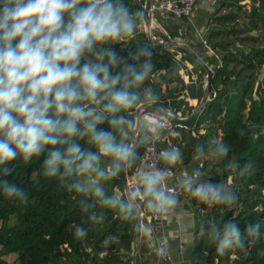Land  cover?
<instances>
[{"label": "clouds", "instance_id": "obj_1", "mask_svg": "<svg viewBox=\"0 0 264 264\" xmlns=\"http://www.w3.org/2000/svg\"><path fill=\"white\" fill-rule=\"evenodd\" d=\"M139 15L125 0H0V192L6 197L28 203L27 192L6 177L12 162L43 157L40 174L79 197L81 214L97 224L105 210L128 222L142 208L154 215L178 208L179 193L168 186L173 167L183 162L176 146L138 168L123 194L106 191L108 181L136 167L139 148L155 149L170 123L159 94L145 86L156 67L153 46L127 56L115 47L135 36ZM229 152L222 139H211L196 145L193 158L224 161ZM226 166L240 168L237 161ZM204 175L201 167L185 171L180 188L209 207L239 203L230 181ZM87 235L83 224L75 227L77 239ZM199 235L224 256L264 238V224L248 222L242 230L234 221H213Z\"/></svg>", "mask_w": 264, "mask_h": 264}, {"label": "trees", "instance_id": "obj_2", "mask_svg": "<svg viewBox=\"0 0 264 264\" xmlns=\"http://www.w3.org/2000/svg\"><path fill=\"white\" fill-rule=\"evenodd\" d=\"M144 1L125 0L130 10H139L138 23L143 21ZM241 1L220 0L219 7L208 23L213 26L209 28L204 43L223 54L221 61L217 59L215 51L212 53L214 55L203 57L204 62L213 70L210 96L188 127L197 135H190L185 147H189L187 153H190L195 150L196 145L207 143L211 139H222L230 146L226 160L209 161L208 164L213 168L207 179L214 182L230 181L233 190L239 195V203L231 207H209L199 203L190 264H264V238L255 243L246 240L243 248L220 256L216 253L215 245L199 235L201 226L207 228L209 222L213 221L221 224L234 221L242 230L248 222L260 221L264 224V35L242 37L241 41L261 44L239 50V54L228 50V43H231L228 35L233 29L225 26L235 21L236 13L232 8ZM223 9L225 11L222 12ZM247 17L253 27L264 30V0H250ZM154 30L152 35L158 40H167L166 35ZM148 44L151 42L146 33L136 31L134 37L115 47L122 55L127 56L132 49ZM152 46L156 67L145 86H152L159 94L160 107L167 109V99H170L169 105L176 114L187 102L175 100L177 95L173 93L167 96L162 91V84L175 80L179 84L177 91L186 88L179 73L183 68L181 63L189 62L192 65L191 71L196 76L197 83L203 81L202 76L206 72L195 56L182 46ZM233 61L241 63V66L238 68ZM255 72L261 73V76L258 77ZM201 96L202 92L196 89L195 98ZM193 108L190 107L185 115H189ZM207 123L212 127L219 123L221 135H218L216 127L215 130L207 127ZM202 129L204 132H200ZM240 129L245 130L243 135L240 134ZM156 145L161 151L168 147L163 141ZM142 149L143 147L139 148V152ZM42 159L43 157L33 158L28 165L19 161L12 162V172L6 179L27 192L28 203L22 205L18 200L8 198L0 192V264H60L59 254H65L69 259L78 258V261L89 260L91 264H131L133 255L129 258L124 256L133 251L134 219L124 222L114 212L105 210L106 218L102 223L92 222L87 215L81 214L79 197L73 199L74 194L60 188L55 178H45L40 174ZM230 161H237L240 168L230 170L226 166ZM246 165L251 167L245 169ZM113 181L117 183L116 188L119 186L122 190L123 183L119 177L113 178ZM101 210L96 206V211ZM81 224L88 229V235L77 239L75 227ZM11 253L17 254V261L8 263L3 256Z\"/></svg>", "mask_w": 264, "mask_h": 264}, {"label": "crops", "instance_id": "obj_3", "mask_svg": "<svg viewBox=\"0 0 264 264\" xmlns=\"http://www.w3.org/2000/svg\"><path fill=\"white\" fill-rule=\"evenodd\" d=\"M219 5L220 0H197L189 19H176L168 13H159L156 18V26L158 27H156V30L159 34L169 35L171 38H180L182 43L172 45L173 47L182 46L185 48L184 45H186L192 49L201 60H203V57L212 55V53H210L212 52V49L209 51L201 45L206 42L209 28L213 26L212 24L210 26L208 23ZM223 11L224 9L222 12ZM185 64L191 69L192 65L189 62H185ZM184 71V68H181L179 73L186 83L187 78L184 76ZM193 77L197 89L196 76L193 74ZM177 88H179V84H177L175 80L162 84V91H165L167 96L171 95L170 93H173L177 95L175 100H184L189 106H192L194 98H190L187 95L186 88L181 91H177ZM184 107L185 104L182 105L181 111ZM182 116L185 117L186 115L183 114ZM177 129L178 130L171 133L170 136L167 135L164 137L166 138V145L168 147H170L171 136L173 146H179V141L174 136L179 135V130L181 131L182 129ZM193 151L194 150H191V153L183 152V162L173 167L172 170L177 175V179H174V182H179L185 171L191 172L192 170H190V166L192 167L193 165H196V161H199L198 165H201V161L203 160H195L193 158ZM132 175L133 170L130 174H127L126 178H129ZM199 203L200 202L196 198L192 197L189 193L184 192V195L179 196L178 208L164 214L160 221L154 222L151 227V232L145 233L143 229L147 225L142 224L140 240V260L142 264H153L156 256L155 241L157 237L162 235L167 236V246L175 264H190L189 256L193 244L194 222ZM133 219L135 230V218ZM130 255L134 256V249L132 253H126L124 257L129 258ZM131 264H134V258L131 261Z\"/></svg>", "mask_w": 264, "mask_h": 264}, {"label": "rangeland", "instance_id": "obj_4", "mask_svg": "<svg viewBox=\"0 0 264 264\" xmlns=\"http://www.w3.org/2000/svg\"><path fill=\"white\" fill-rule=\"evenodd\" d=\"M135 2H140V0H135ZM143 5H144V3H143ZM249 7H250V0H242L238 5L233 7L232 11H234L236 13L235 14L236 16L234 18L235 21L233 22V24H229L228 26H225L226 28L233 29V31L228 35V40H230V42H231V43H228V50H230L231 52H235L236 51L235 52L236 54H239L237 51L245 50L248 46H258V45L261 44V42L255 44V43H252V42L247 43L245 41H241L242 37H244L246 35H250V36H263L264 35V30H260L258 27H253L250 24V22L248 21L247 11H248ZM131 11L134 14L139 12L138 9H134V10L132 9ZM156 18H157V16L153 17L151 31L156 29V27H157L156 26L157 25ZM160 23H161V21H160ZM137 32H140V33L145 32L146 33L145 25H144L143 21H142V23H138ZM161 40H163V39H161ZM176 47L177 46H174V48H176ZM210 47H211V45H210ZM204 48L207 49L205 47V45H204ZM214 51L216 52L215 54L218 57L217 59L219 61H221V57H222L223 52L221 53V52H218L215 49L214 50L212 49V52H210V53H214ZM212 55H214V54H212ZM232 63H234L238 68L241 66V63H236L234 61ZM256 73L257 72H255V74ZM257 76L260 77L261 73H257ZM202 79H203L202 82L197 83V89H199L202 92V94H203L204 87H205V82H206V76L205 75L202 76ZM209 96H210V92H209V95H208V99H209ZM201 97L200 98H194L192 106H189L188 103H187V105L185 104V107L181 111L182 115L188 113V110H189L190 107H194L195 108L198 105ZM169 101H170V99H167V102H169ZM186 116H188V115H186ZM206 125H207V127H209V126L212 127V125L210 123H207ZM215 127H216V131H217L218 135L220 136L221 133H222V130L220 129L219 123L218 124H214L213 127H212V130L213 129L215 130ZM177 128H181V127H176L174 125L169 131L164 132L163 138L166 137L167 135L170 136L171 133L176 132L178 130ZM181 129H182L181 131L179 130V135H176L174 137L179 141V143H178L179 146L178 147L181 149V151L187 152L188 151L187 149H189V147H187V148H185V147H186V143H187V141L189 139V136L190 135H197V134H196L195 131L191 132V129L188 128V127H182ZM200 132H204V129L200 130ZM163 138H162L163 142L165 141V143H167V141L165 140L166 138H164V139ZM171 138H172V136L170 137V145L169 146H173ZM190 153H191V151H190ZM193 153H194V151H193ZM209 161H211V160H203V161H201V165H198L199 161H196V165H193L192 167L190 166V170H193L196 167H201L202 171L205 174L204 175V179H207L208 175H209V171L213 168L211 165L208 164ZM119 179L122 182V176L121 177L119 176ZM111 184L112 185L114 184V187ZM116 186H117V183L115 184L113 179L108 181L106 183V191H107V193H111V194L121 193L122 194L123 193L122 190H120L118 188L119 186L117 188H116ZM58 257L60 259V264H91L89 262V260L80 259V261H78V258L69 259V258H67V256L65 254H59ZM3 258L8 263L16 262L17 261V254L11 253V254H8L6 256H3Z\"/></svg>", "mask_w": 264, "mask_h": 264}, {"label": "built area", "instance_id": "obj_5", "mask_svg": "<svg viewBox=\"0 0 264 264\" xmlns=\"http://www.w3.org/2000/svg\"><path fill=\"white\" fill-rule=\"evenodd\" d=\"M197 3V0H150V14L152 16V20L154 16H157L159 13H168L172 17L176 19H189L192 14V11ZM144 23V22H143ZM168 43L170 45L182 43L180 38H171L169 35H166ZM205 47L211 51L210 46L205 44ZM184 76L187 78V72L184 71ZM170 102V101H169ZM166 109L170 114H174L172 112V108L169 105ZM179 117H183L181 111H177L176 114ZM174 126L173 123H169L168 127L164 130V132L169 131ZM161 151L157 145H155V149L145 148L140 151V160L136 167L133 169V175L131 177L126 178V185L131 186L134 183V174L138 168H143L146 165H151L156 162V153ZM163 166V165H161ZM173 175L168 179V186L175 187L179 193V196L184 195V191L180 188L179 182H174V179H177L176 173L172 170ZM173 181V182H172ZM123 183V182H122ZM122 192H124V185L122 188ZM123 194V193H122ZM162 215H154L150 210L143 209L140 213L141 226L142 224L147 225L148 227H152L153 223L156 221H160L163 218ZM161 247L164 248L165 254L161 255L158 253V249ZM155 260L153 264H175L171 253L167 246V236L162 235L156 238L155 241Z\"/></svg>", "mask_w": 264, "mask_h": 264}, {"label": "water", "instance_id": "obj_6", "mask_svg": "<svg viewBox=\"0 0 264 264\" xmlns=\"http://www.w3.org/2000/svg\"><path fill=\"white\" fill-rule=\"evenodd\" d=\"M150 8V0H145L144 5L142 6V19L145 25L146 35L150 40L152 45L167 47L169 45L168 41L158 40L156 37L152 35L151 27H152V16L149 11ZM185 48L197 59V61L202 65L206 74V82L202 97L198 103V105L191 111L188 116L179 117L174 114H170L166 109V114L171 123L175 126L181 127H189L193 120L198 116V114L202 111L204 104L208 100V95L210 92V81L213 75V70L210 66H208L203 60H201L192 49L184 45ZM183 65L184 70L187 72V80H186V93L190 98L196 97V83L193 77V73L190 68L187 67L185 63H181ZM122 182L124 188L126 186V176H122ZM140 240H141V219L140 216L135 218V235H134V264H142L140 260Z\"/></svg>", "mask_w": 264, "mask_h": 264}]
</instances>
